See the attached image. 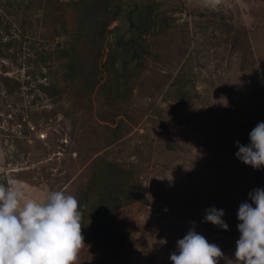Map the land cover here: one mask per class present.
I'll return each mask as SVG.
<instances>
[{
	"label": "rangeland",
	"instance_id": "rangeland-1",
	"mask_svg": "<svg viewBox=\"0 0 264 264\" xmlns=\"http://www.w3.org/2000/svg\"><path fill=\"white\" fill-rule=\"evenodd\" d=\"M32 1L13 21L12 48L26 52L0 58V73L20 82L8 94L0 81V182L37 199L49 190L75 195L97 155L134 163L137 199L86 221L88 232L98 227L96 238H84L75 264H172L177 240L192 227L221 247L218 264H233L239 204L264 187V165L253 168L235 155V141L248 143L264 120V0H152L155 26L144 33L151 54L136 68L130 61L135 72L119 92L107 86L113 71L106 56L132 35L127 11L148 0H87L94 10L106 7L97 28L81 20L72 0L58 8ZM44 9L50 15L42 19ZM22 16L32 21L23 36ZM39 47H74L85 59L80 78L65 79L63 59L53 54L33 61ZM94 74L99 80L90 88L85 82ZM179 75L193 76L197 92L186 86L192 106L178 105ZM49 83L61 93L44 92L40 85ZM118 120L120 131L112 133ZM164 136L176 144L173 154ZM212 205L225 210L228 229L203 219Z\"/></svg>",
	"mask_w": 264,
	"mask_h": 264
},
{
	"label": "clouds",
	"instance_id": "clouds-1",
	"mask_svg": "<svg viewBox=\"0 0 264 264\" xmlns=\"http://www.w3.org/2000/svg\"><path fill=\"white\" fill-rule=\"evenodd\" d=\"M248 143L235 141L236 157L253 168L264 165V120L248 133ZM239 204L233 264H264V187ZM225 210L205 209L203 219L228 229ZM195 222H193L194 224ZM82 212L73 194L49 190L42 199L26 195L19 184L0 182V264H75L84 244ZM221 247L189 228L176 242L172 264H218Z\"/></svg>",
	"mask_w": 264,
	"mask_h": 264
},
{
	"label": "trees",
	"instance_id": "trees-1",
	"mask_svg": "<svg viewBox=\"0 0 264 264\" xmlns=\"http://www.w3.org/2000/svg\"><path fill=\"white\" fill-rule=\"evenodd\" d=\"M57 2V3H55ZM72 4H76L81 12V20L89 21V23L97 28L100 25H105L100 15L106 12V7L97 8L94 10L92 4L87 0H72L69 1ZM62 0H36L37 7L48 8L49 4H57V8L62 5ZM33 4L32 0H0V58H13L16 60L18 56L23 55L25 51L24 47H16V28L14 27V19L18 18L21 12H25V8ZM152 0H148L147 3H135L132 8L127 11V17L129 21L132 35L127 39H118V45L121 46V52L117 51L115 47L114 52L106 56L105 64L109 63L113 71V77L110 83H101L102 86L107 85L110 89L120 91L122 84L129 86V78L134 74L132 68H136L141 65L144 57L150 53L148 47L145 44L144 33L150 31L155 26V16L157 15ZM45 10V9H44ZM46 15H50V11L45 10L42 15V19H45ZM13 16V18H12ZM114 13L111 18L115 17ZM22 36L25 34L27 27L26 23H31V19L27 16H22L20 19ZM164 25H169V21L164 22L159 29H162ZM32 46V45H31ZM15 48V47H14ZM74 47H57L56 49H47L45 47H39L34 49L35 62H46L51 55H54V59H63V77L68 79L71 84L76 82V79L80 78L82 73V64L85 62L84 58L75 54ZM151 54V53H150ZM116 55H121V66L115 67ZM132 59L136 60L134 67H129V63ZM30 61V57H28ZM97 65H94L96 67ZM193 76L184 77L179 75L177 81L174 84V94L178 99V105L182 108L184 105H193V100L190 97V90L186 86H190L196 93V89L193 85ZM4 80V84L7 88L8 94H13L20 88V82L16 79H12L8 75L0 73V81ZM99 78L94 74L86 82V86L92 88L97 83ZM42 90L49 96L59 95L61 93V87L56 83H49L47 85H40ZM128 90L124 89V93ZM176 107V104L174 105ZM117 114V113H116ZM121 121H117L115 127H111L112 133L119 132L121 128ZM116 137V135L114 136ZM16 143V138L14 139ZM165 145L171 149L172 154L176 152V144L169 136H164ZM16 154V153H15ZM134 163L126 166L120 162L112 159H106L104 155H97L93 161V170L88 177L87 181L75 191V196L79 201L80 211L82 212V227L81 232L84 238L94 240L98 227L88 232L86 227V221L90 217H98L102 214H108L111 210L119 207L122 204L129 203L137 199L138 185L136 177L134 176ZM22 173V172H21ZM162 185V186H161ZM161 188H157L158 191L163 192V196L166 195V186L161 184ZM156 189V188H155ZM95 241V240H94Z\"/></svg>",
	"mask_w": 264,
	"mask_h": 264
}]
</instances>
